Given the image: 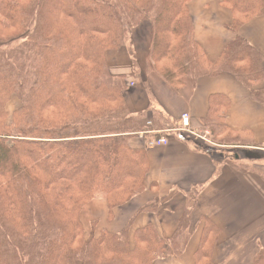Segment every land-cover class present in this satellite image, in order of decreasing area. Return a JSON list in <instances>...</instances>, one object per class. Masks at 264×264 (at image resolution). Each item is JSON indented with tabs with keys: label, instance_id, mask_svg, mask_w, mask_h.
Returning a JSON list of instances; mask_svg holds the SVG:
<instances>
[{
	"label": "trees",
	"instance_id": "trees-1",
	"mask_svg": "<svg viewBox=\"0 0 264 264\" xmlns=\"http://www.w3.org/2000/svg\"><path fill=\"white\" fill-rule=\"evenodd\" d=\"M188 1L0 0V18L16 32L0 37V264H153L183 252L190 237L188 211L169 238H160L148 224L135 230L132 244L127 226L83 239L79 214L101 194L110 216L145 187L146 148L127 142L143 127V114L129 113L123 99L126 78L110 74L105 59L108 50L126 44L142 20L152 22L150 57L171 86L178 88L182 77L229 72L264 106V88L256 87L261 55L236 36L209 63L193 39ZM221 5L231 12L229 28L236 32L261 14L264 0H221ZM42 93L47 97L40 101ZM12 95L22 105L8 124L4 105ZM89 106L100 115H93ZM47 109L56 110L58 118L44 122L41 114ZM203 123L213 140L221 137L219 145L240 136L225 125L224 113L212 108ZM83 156V166L72 163ZM61 164L68 173L55 172ZM121 164L127 169L115 177ZM74 191L88 198L77 210ZM156 205L154 201L142 209ZM201 219L195 264H212L220 230L209 218ZM20 230L29 235L26 241L18 237ZM77 235L81 240L75 249L71 243ZM27 255L31 259L25 260ZM250 264H264V247Z\"/></svg>",
	"mask_w": 264,
	"mask_h": 264
},
{
	"label": "crops",
	"instance_id": "crops-1",
	"mask_svg": "<svg viewBox=\"0 0 264 264\" xmlns=\"http://www.w3.org/2000/svg\"><path fill=\"white\" fill-rule=\"evenodd\" d=\"M187 9L193 39L206 60L215 63L239 36L261 55V80L256 87L264 88V7L236 32L229 28L232 15L221 0H189ZM151 27L146 21L140 23L124 46L105 55L109 73L126 78L123 99L129 113L143 114L142 123L151 119L160 129L175 126L180 114L188 113L191 128L198 130L205 128L204 119L212 108L224 113L231 131L245 135L246 148L254 154L249 155L245 170H239L235 167L239 157L235 155L231 163L224 151L205 149L198 138L168 134L165 145L147 148L145 140L130 137V147L146 148L145 187L110 216L103 199L83 206L79 214L83 237H97L102 231L118 233L127 226L132 244L135 230L152 224L160 238H169L188 211L190 237L183 252L153 264H195L204 225L201 217L220 230L212 264H250L264 247V106L252 100L248 88L229 72L195 80L182 77L178 88L171 86L151 60ZM154 201L153 210L142 209Z\"/></svg>",
	"mask_w": 264,
	"mask_h": 264
},
{
	"label": "rangeland",
	"instance_id": "rangeland-1",
	"mask_svg": "<svg viewBox=\"0 0 264 264\" xmlns=\"http://www.w3.org/2000/svg\"><path fill=\"white\" fill-rule=\"evenodd\" d=\"M79 18V17H78ZM144 21H146V22H148V23H150L151 24V35H152V38H153V35H154V28H153V25H152V22L150 21V20H148V19H144V20H142L140 23H142V22H144ZM139 23V24H140ZM95 25H100L99 23H94ZM138 24V25H139ZM137 25V26H138ZM136 26V27H137ZM135 27V28H136ZM134 28V29H135ZM133 29V30H134ZM133 30H132V32H133ZM14 34H16V32L13 30V29H11L10 27H7V25H6V23L0 18V37H9V36H13ZM132 34V33H131ZM151 46H152V39H151ZM120 49V48H119ZM108 51H116V50H108ZM150 52H151V50H150ZM105 55H106V53H105ZM152 60V59H151ZM154 63V62H153ZM106 65H107V63H106ZM61 66V65H60ZM59 66V67H60ZM63 66V65H62ZM58 67V66H57ZM107 67V66H106ZM108 70V69H107ZM125 83H126V80H125ZM47 97V95L45 94V93H42L41 94V96H40V101H42V100H44L45 98ZM21 105H22V102H21V100L16 96V95H12L11 97H10V99L9 100H7L6 101V103H5V105H4V110H5V112H6V114H7V121H8V124H9V122H11V117H12V113L13 112H15L16 110H18L20 107H21ZM90 108V110L91 111H93V115H96V116H98V115H100V112L98 111V109H96V107H94V106H89ZM48 111H43V113L41 114V117H42V119H43V121L45 122V119L48 121V122H52V121H54L56 118H58L57 116V111L56 110H54V109H47ZM69 114V113H68ZM69 116V115H68ZM5 117V116H4ZM144 122H145V120H144ZM142 125H143V123H142ZM144 127H142L140 130H142ZM197 132L199 133V134H201V135H205V137L206 138H208V139H210V143L208 142V143H204V142H199L201 145H202V147H204L205 149H210V150H216V149H222V148H219L218 146H224V145H226L227 147H225L224 148V152L225 153H222V155L223 156H227V161H229V162H235L234 161V158H233V155H236L237 157H239V161L240 162H235L236 164H238V167H247L248 165H247V162H249L250 160H249V155H252V154H254L253 153V151H250L249 150V148H246V146H247V142H248V140H247V138L245 137V135H242V134H240V136H237V137H233V135H232V137H230V138H227L226 139V141H228L227 143H222V142H220V145L218 144V142H219V140H221V137L219 138V140L216 138V141L215 140H213V135H212V133H211V130L208 128V127H205V128H202V129H198L197 130ZM131 137H135V135H131ZM212 140V141H211ZM128 142V141H127ZM129 145V144H128ZM228 145L229 146H238L237 148H233V147H228ZM249 147V146H248ZM219 152H221V151H219ZM219 153L217 152V155H218ZM225 154V155H224ZM221 155V154H220ZM221 155V156H222ZM260 155H261V157L263 156L262 154H259L258 156L260 157ZM251 157H254V156H251ZM85 159H87V156H83V157H76V158H73V161H72V163L73 164H77V165H81V166H83L84 165V161H85ZM255 159H257V160H260L259 158H255ZM83 163V164H82ZM129 165H132V162H129ZM245 165H247V166H245ZM62 168H64V165H59L57 168H55V172L57 173V174H61V175H63V174H66V173H68V169H66V168H64V169H62ZM127 168H126V166H124V165H119L118 167H117V169L114 171V176L115 177H117L118 175H121L122 173H124L125 172V170H126ZM113 176V177H114ZM74 194H75V196H76V198L78 199V202H77V204H76V206H75V210H77L78 209V207L85 201V200H87L88 198L85 196V195H80L79 194V192H77V191H74ZM96 197L95 198H93V199H91L90 201H92V200H94V199H103L105 202H106V200L101 196V194H97V195H95ZM94 197V196H93ZM89 201V202H90ZM89 202H87V203H89ZM86 203V204H87ZM85 204V205H86ZM125 204V203H124ZM85 205H83V206H85ZM123 205V204H122ZM121 206V205H120ZM118 207V206H117ZM73 217H74V212H73ZM18 237L19 238H21L22 240H23V238H27L28 239V236L29 235H27V233L25 232V231H18ZM39 238H40V240L41 241H43L44 240V237H43V234H40L39 235ZM38 238V239H39ZM83 239H85V238H83ZM80 240H81V238H79V236L77 235L74 239H73V241H72V243H71V245H72V247L73 248H77L78 247V244H80ZM86 240V239H85ZM23 241H26V239H24ZM31 244H33V243H31ZM42 248V247H41ZM29 260V259H31V255H27V258H25V260ZM75 264H80V262L78 261V262H76Z\"/></svg>",
	"mask_w": 264,
	"mask_h": 264
},
{
	"label": "built area",
	"instance_id": "built-area-1",
	"mask_svg": "<svg viewBox=\"0 0 264 264\" xmlns=\"http://www.w3.org/2000/svg\"><path fill=\"white\" fill-rule=\"evenodd\" d=\"M189 119H190V116H189L188 113H182L179 116V118H178L176 127L172 128V129H167V130H163V131H140L137 134H138L139 137H143L147 133H157V134H159V137H157L155 139H152L149 142V146L166 144L167 143V138L165 136V133H167V132H183V133H186V134H190V135L196 136V137L204 140L205 142H209L210 143V139L206 138L205 135L199 134L197 132V130H193L190 127ZM151 125L152 124H151L150 121H148L146 123L147 127H150Z\"/></svg>",
	"mask_w": 264,
	"mask_h": 264
}]
</instances>
